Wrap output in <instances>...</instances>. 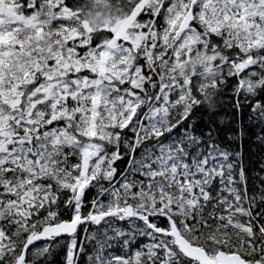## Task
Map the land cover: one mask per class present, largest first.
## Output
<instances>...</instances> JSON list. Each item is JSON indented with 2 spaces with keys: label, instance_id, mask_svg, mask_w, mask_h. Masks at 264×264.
I'll list each match as a JSON object with an SVG mask.
<instances>
[{
  "label": "snow or ice",
  "instance_id": "obj_1",
  "mask_svg": "<svg viewBox=\"0 0 264 264\" xmlns=\"http://www.w3.org/2000/svg\"><path fill=\"white\" fill-rule=\"evenodd\" d=\"M245 118L264 0H0V264H264Z\"/></svg>",
  "mask_w": 264,
  "mask_h": 264
},
{
  "label": "trees",
  "instance_id": "obj_2",
  "mask_svg": "<svg viewBox=\"0 0 264 264\" xmlns=\"http://www.w3.org/2000/svg\"><path fill=\"white\" fill-rule=\"evenodd\" d=\"M232 135L238 136V139L232 144V147L243 152L245 163L250 170L254 171L258 169L259 163L264 161V150L259 145L257 136L264 135V130L259 126L249 123L245 118L242 134L233 133ZM120 166L121 168L127 167L126 163H121ZM60 259L62 257L57 258L56 264H60Z\"/></svg>",
  "mask_w": 264,
  "mask_h": 264
},
{
  "label": "water",
  "instance_id": "obj_3",
  "mask_svg": "<svg viewBox=\"0 0 264 264\" xmlns=\"http://www.w3.org/2000/svg\"><path fill=\"white\" fill-rule=\"evenodd\" d=\"M38 243V242H37Z\"/></svg>",
  "mask_w": 264,
  "mask_h": 264
}]
</instances>
